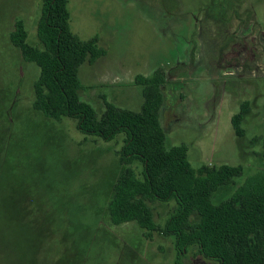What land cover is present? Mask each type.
<instances>
[{
    "label": "rangeland",
    "instance_id": "rangeland-1",
    "mask_svg": "<svg viewBox=\"0 0 264 264\" xmlns=\"http://www.w3.org/2000/svg\"><path fill=\"white\" fill-rule=\"evenodd\" d=\"M43 1L0 0V264H176L174 236L148 238L134 222L109 223L124 137L105 140L82 132L73 117L48 118L33 107L40 68L10 34L22 20L27 41L43 48ZM230 1L224 15L211 0L68 2L71 30L83 40L97 37L106 51L80 66L81 99L98 114L104 97L138 111L136 78L162 68L168 146L187 145L193 166L244 167L214 193L215 204L264 170V0ZM244 101L250 109L241 137L232 117ZM153 206L163 224L175 203ZM197 251L191 247L184 264H218Z\"/></svg>",
    "mask_w": 264,
    "mask_h": 264
},
{
    "label": "trees",
    "instance_id": "trees-1",
    "mask_svg": "<svg viewBox=\"0 0 264 264\" xmlns=\"http://www.w3.org/2000/svg\"><path fill=\"white\" fill-rule=\"evenodd\" d=\"M211 1L222 9V15L231 4L230 0ZM68 2L43 1L37 33L43 48L27 41L22 20L15 22L10 39L25 60L40 68L34 82L36 110L53 119L73 117L82 132L105 140L124 137L117 151L124 168L112 186L109 223L134 222L148 238L154 232L174 236L176 264H184L183 257L191 247L218 264H264V170L247 176L229 197L213 203L214 193L242 176L244 167L226 163L193 166L187 145L168 146L160 120L164 88L169 84L162 68L136 78L143 98L140 110L104 97L105 109L98 114L80 97L79 68L85 62L94 63L106 51L97 37L83 40L71 30ZM249 109V101H244L232 117L238 136L245 134L242 124ZM136 163L141 165L140 171ZM170 201L175 203L171 214L163 224L157 222L154 203Z\"/></svg>",
    "mask_w": 264,
    "mask_h": 264
}]
</instances>
